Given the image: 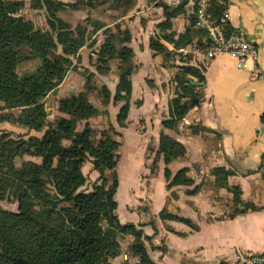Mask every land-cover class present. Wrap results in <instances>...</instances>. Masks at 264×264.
<instances>
[{
	"label": "trees",
	"instance_id": "16d2710c",
	"mask_svg": "<svg viewBox=\"0 0 264 264\" xmlns=\"http://www.w3.org/2000/svg\"><path fill=\"white\" fill-rule=\"evenodd\" d=\"M188 1L183 0L175 7L158 2L163 19L156 23L161 34L154 33L149 37L153 54L170 52L163 40L180 46L201 32L194 19L176 36L172 32L171 19ZM192 1L194 8L199 0ZM44 3L49 12V28L41 30L31 20L16 15L23 5L22 0H0V113L18 108L15 117L18 122L37 131L44 127L40 136L31 135L28 140L13 141L5 134L0 135V152L8 150L7 157L0 153V191L10 187L18 201L17 211L0 208V264H110V258L120 251L119 234L133 235L129 251L137 257L134 264H156L147 251L142 230L134 223H122L118 218L115 199L119 184L117 175L114 172L111 180L102 175L104 169L115 168L121 142L105 131H101L102 137L94 142V129L87 123L82 130H75L78 118H88L97 112L88 100L87 91L72 93L61 100L60 109L68 113L67 117H60L55 122L46 120L44 97L63 80L72 64L70 56L86 43L89 31L86 26L73 29L69 22L57 16L54 1L44 0ZM225 7L226 0H208L206 12L227 30H234L222 18ZM101 27V23L96 25L97 29ZM118 34L123 35L119 40V50L113 43ZM130 40L129 31L110 32L98 50L101 57H117L120 61L114 93L103 85L102 102L124 101L116 114V121L121 126L126 124L132 92L130 76L134 68L129 63L134 51L127 45ZM59 46L61 53L57 52ZM29 57H39L40 64L35 70L18 75L15 70L17 64ZM204 69V66L190 63L181 66V73L176 76L177 90L168 101V116L161 121L163 127L173 128L202 99ZM137 102L140 104L141 101ZM4 115L8 118V113ZM261 121L264 122V110ZM199 129L192 128V132ZM63 138H69L70 143L63 144ZM159 140V152L166 164L184 156L185 146L179 140L163 130L159 133ZM23 152L40 156L41 162L26 160L22 162L21 169L16 170L13 157ZM89 157L101 177V181L90 190L82 187L86 181L82 165ZM187 171L188 167L182 166L171 176L170 169L165 167V177H171L168 187L187 186V194L199 190L200 183L195 184ZM209 171L216 186H225L231 191L233 204L242 205L235 206L231 216L255 209L252 202L241 200L238 184L228 183L227 179L233 173L231 169L215 165ZM160 215L164 220L174 219L197 229V225L183 215L165 209L160 210Z\"/></svg>",
	"mask_w": 264,
	"mask_h": 264
},
{
	"label": "rangeland",
	"instance_id": "374dc122",
	"mask_svg": "<svg viewBox=\"0 0 264 264\" xmlns=\"http://www.w3.org/2000/svg\"><path fill=\"white\" fill-rule=\"evenodd\" d=\"M22 1L23 5L19 8L16 15L31 20L36 28L41 30L48 29L49 12H47L44 0ZM52 1L55 3L56 15L69 22L73 29L77 26H86L88 27V31L94 32L96 25L99 23H101L102 28L99 30L98 34L91 39L89 44H84L75 54L70 56L72 64L67 69L63 80L45 95L44 107L46 110V120L55 122L56 119L60 117H67L68 113L60 109L61 100L70 96L72 93L77 94L82 90L87 91L88 100L97 108V112L88 118H78L75 130H82L87 123L94 129V133L92 134L94 142H98L102 137L101 131L107 132L112 138L121 142L115 168L113 170L104 169L102 172L103 177H107L109 180L112 179L114 172L117 175L119 184L115 193V199L117 200L116 213L118 218L122 223H134L137 228L142 230L147 251L156 264H170L168 263L169 259L165 255L167 251L166 230L168 229L174 233L176 232L167 225L169 222H166L172 219H162L160 210L165 209L169 211L166 207L168 201L165 203V207L162 206L165 188L170 190V202L176 205L178 197L177 189L182 187H178V185H171L168 187V182L171 177L169 179L165 177L164 168L168 166L172 176L180 167H177L175 163L170 164L173 160L167 164L164 162L163 154L159 152V133L163 130L166 134L178 140L177 133L180 131L178 127L179 122L171 129L162 127L161 123V127L158 130L152 127L149 128L146 122L149 124L154 120L152 123L157 124V119L160 118L161 115L163 116L162 119L168 116V100L171 96L175 95V91L177 90L176 76L181 73V66L183 64L190 63L198 67H203L206 61L213 57V54H211L208 49L210 43L206 28L197 23V14L201 6L197 4V6L193 8V1L188 4L186 3L178 14H183L184 18H186L185 26L194 19L196 28H201V32L196 33L190 42L180 46H174L172 42L163 40L170 48V52L167 54L159 52L156 53V58H151L149 53L144 51V48L141 47L145 36L139 35L140 29L145 25L148 19L156 20L158 18V13H160V11L163 12L162 7L158 6V2H164L170 7L175 6L170 5L164 0H156L155 2L153 0H93L92 2L89 0ZM203 7L204 13L208 17L206 12L207 3H204ZM88 14H90L91 17H88ZM208 18L216 22L213 18ZM162 19L163 13L160 21ZM171 21L173 27L175 25L173 18ZM181 24L182 23H179L178 25L181 26ZM120 26L125 28L123 29ZM171 29L172 32L176 33L175 36L179 33L177 30ZM118 30L120 32L126 30L129 31V33L131 31L135 37L136 43L134 42V44L136 45L137 55L135 54V56L132 57L129 64L134 68L133 71L136 72V78L141 79L144 75L146 78H150H147L149 87H154L156 90L155 96L157 95V91L160 92L162 96V98H155L156 106H154V104H148L146 106L147 109L144 107L143 111L145 115L143 116L137 114L140 106L137 101L142 100L141 94L137 93L134 97L130 96L129 111L131 108L132 112L130 111L131 115L129 117L128 111L127 120L129 118L130 121L128 122L126 120V123L128 122L129 124L123 134L120 127L124 126L118 124L114 113L115 108L119 109L124 101L116 102L115 104H120L116 105V107L111 106V103H113L112 100H110L108 104L102 102V86L106 85L107 87H111V90H114V82L119 74L118 65L120 61L117 57L111 59H108L107 55L101 57L98 51L104 41L105 35L110 32H118ZM183 30L184 27L182 28V31ZM154 33L161 34V30L156 26V23L153 26V34ZM122 36V34H118V37L113 42L117 50L121 48L119 40ZM258 46L261 50L262 41H260ZM61 51V46H59L57 52L61 53ZM40 62L41 60L39 57L22 59L15 68L16 73L21 76L24 73L33 71ZM137 62L144 63V66L138 73L139 66L137 68ZM86 81L88 83H86V87H84ZM137 88L139 89V87ZM18 112V108H13L0 113V135L5 134L13 141L21 139L28 140V137L31 135L40 136L44 127L40 131L29 129L26 125L16 120L15 117ZM4 113H8V118L5 117ZM144 116H148L147 120ZM131 119H133V121L135 120V122ZM195 127H198V129L201 128L198 124L192 126V128ZM213 137L214 140H216V135ZM62 143L69 144L70 139L63 138ZM7 152L8 150L5 149L0 153H3L4 156L7 157ZM183 157L177 159H183ZM26 160L40 163L41 157L23 152L15 155L12 163L16 170H20L22 162ZM3 170L6 171L8 169L3 168ZM82 172L86 177L85 184L82 186L85 189L90 190L95 183L101 181L100 172L93 168L90 157L83 162ZM0 192V208L17 211L18 201L14 198L12 189L7 187L1 189ZM233 209L234 207L228 211L229 215L234 212ZM177 237L178 236L173 233L168 236L169 243L173 245L171 248L172 253L168 255L171 256L170 260L172 259L175 264H179L178 255L180 253ZM133 238L131 234L118 235L120 251L118 255L110 258V264H134L137 261V257L132 256L129 251V246ZM260 253H264V251L241 254V260L248 264H254L252 256ZM180 262V264H194L191 259H181Z\"/></svg>",
	"mask_w": 264,
	"mask_h": 264
},
{
	"label": "crops",
	"instance_id": "0c3cea01",
	"mask_svg": "<svg viewBox=\"0 0 264 264\" xmlns=\"http://www.w3.org/2000/svg\"><path fill=\"white\" fill-rule=\"evenodd\" d=\"M190 2L192 0L187 4ZM207 2L208 0H199L198 4L204 5ZM261 2L264 4V0ZM162 13H158L156 20L148 19L139 33L145 36L141 47L151 58H156L157 55L149 47V37L153 34L154 24L162 18ZM87 16L91 17L90 14ZM222 18L234 30L244 31L257 44L263 40L264 18L256 0H226ZM185 21L183 14L174 17L175 25L172 28L181 32ZM179 23H182L181 26ZM101 28L94 32L89 31L85 44H89ZM130 34L131 40L127 45L133 49L135 56L136 40L131 31ZM143 66V62H137V73ZM204 67V95L178 123L180 131L177 139L185 146L184 157L170 163H175L177 167L187 166V175L194 179L195 184L200 183V188L187 194L185 190L188 187L178 185L182 188L177 189L176 205L170 202V190L165 188L162 200L163 207L168 201L166 207L169 211L190 218L197 225V229H192L181 221L167 220V225L176 233L166 230L165 255L169 259L168 263L175 264L168 255L172 253L173 246L169 243L168 236L173 233L178 236L179 264L181 259H191L194 264H248L241 260V254L264 251V122L261 121L264 110V71L260 64L258 74L254 76L250 62L246 68H238L236 59L228 54L211 57ZM130 78L131 97L137 93L142 96L137 114L143 116L144 107L148 104L156 106L155 98L162 96L158 91L155 96L156 90L149 87L148 77L145 75L137 79L136 72L133 71ZM117 80L118 78L114 82V90ZM116 105L120 104L111 103V106ZM130 111L129 117L132 112ZM117 112L118 108H115V118ZM144 117L147 120L148 116ZM162 117L161 115L157 119V124H153L152 120L149 124L146 122V125L158 130ZM128 122L120 127L122 134L128 127ZM197 124L206 129L201 127L197 132H191L192 126ZM215 135L216 140L213 137ZM215 165H223L233 171L227 179L228 183L238 184L241 188V200L252 202L255 209L233 216L228 214L231 208L242 205L233 204L232 193L225 186L214 185V176L209 174V169Z\"/></svg>",
	"mask_w": 264,
	"mask_h": 264
},
{
	"label": "built area",
	"instance_id": "2783aa9c",
	"mask_svg": "<svg viewBox=\"0 0 264 264\" xmlns=\"http://www.w3.org/2000/svg\"><path fill=\"white\" fill-rule=\"evenodd\" d=\"M170 5L177 6L183 0H164ZM198 12L197 23L206 28L209 36V52L217 54H228L236 59L238 68H246L248 63L252 64V75H257L260 62V48L257 42L249 38L242 30H227L219 22L211 21L204 13L203 4ZM254 264H264V253L252 256Z\"/></svg>",
	"mask_w": 264,
	"mask_h": 264
},
{
	"label": "water",
	"instance_id": "95a60500",
	"mask_svg": "<svg viewBox=\"0 0 264 264\" xmlns=\"http://www.w3.org/2000/svg\"><path fill=\"white\" fill-rule=\"evenodd\" d=\"M259 7H260V10L263 14V18H264V4L261 2V0H256ZM260 54H261V67H262V70L264 71V37H263V40H262V46H261V50H260ZM183 79V78H182ZM191 82H194L193 80L190 79Z\"/></svg>",
	"mask_w": 264,
	"mask_h": 264
}]
</instances>
